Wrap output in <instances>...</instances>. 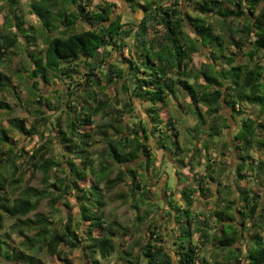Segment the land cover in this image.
Instances as JSON below:
<instances>
[{"label": "trees", "instance_id": "obj_1", "mask_svg": "<svg viewBox=\"0 0 264 264\" xmlns=\"http://www.w3.org/2000/svg\"><path fill=\"white\" fill-rule=\"evenodd\" d=\"M0 1V13L4 14L0 26V89L7 90L12 79L2 68L21 53L35 87L62 81L75 87L70 97L80 93L72 103L58 98L54 105L60 110L65 104L70 110L64 111L65 124L55 129L63 160L48 157L47 147L45 153L37 151L32 157L39 158L34 166L43 173L42 189L23 183L19 165L26 153L10 135L16 131L31 137L35 127L19 118L6 126L0 124V260L44 264L41 254L46 253L71 264L68 252L77 249L93 264L116 254L127 264H142L143 260L145 264H174L158 243L157 232L151 233L137 253L119 250V238L127 236L129 230L108 220L107 194L129 178L131 199L139 195V202L144 203L148 178L143 171L152 164L153 141L185 164L178 120L173 116L166 121L162 118V111L179 94L190 99L189 107L198 119L195 140L199 131L206 135L205 150L210 140L229 128L225 108L232 112V118L244 117L234 137L236 148L256 146L264 150V140L257 138L264 125L248 113H264V0H184L185 6L183 0H173L169 5L162 0H141L143 4L126 0L135 12L137 7L143 12L139 20L126 22L115 13L116 0H100L99 4L97 0H27L26 8L21 0ZM27 14L35 16L37 23L27 21ZM125 49L128 58L124 57ZM117 55L119 58L112 61ZM196 55L207 60L199 68L194 61ZM119 83L129 94L128 101L114 107L109 99L99 98L107 94L105 90H117ZM135 101L147 108L153 130L145 121L125 124L126 115H135ZM38 103L53 106L44 95ZM0 109L11 110L12 106L0 101ZM108 109L113 121L101 126L104 147L97 149L99 144L92 133L94 118ZM226 146L231 148L229 143ZM251 159L250 155L241 157L235 171L237 187L239 180L247 179L246 168L264 178V160L248 163ZM212 174L207 172L208 178L217 182ZM199 178L196 187L180 190L186 208L174 206L177 213L172 218L180 232L175 244L178 263L239 261L241 248L237 245L245 241L247 264H264L263 197L245 189L235 199L225 198V207L212 214L220 226L212 238L208 219L201 221L191 210L195 188L200 187L204 196L211 193L203 188L207 177ZM223 192L226 197L235 195L232 183L224 186ZM66 199L69 203H64ZM46 200L50 203L49 215L37 212ZM56 202H63V206L58 207ZM71 202L77 205L76 210ZM237 212L242 216L239 224L235 223ZM32 213L33 218L29 217ZM239 226L250 230V240ZM14 235L19 241H14ZM193 239L201 244L212 240L218 252L225 254V262L217 253L211 260L199 256L201 244H194Z\"/></svg>", "mask_w": 264, "mask_h": 264}, {"label": "rangeland", "instance_id": "obj_2", "mask_svg": "<svg viewBox=\"0 0 264 264\" xmlns=\"http://www.w3.org/2000/svg\"><path fill=\"white\" fill-rule=\"evenodd\" d=\"M23 7L26 8L27 0H21ZM173 0H162L164 5H169ZM139 3L143 4V1L138 0ZM97 4L101 3L97 0ZM1 5V1H0ZM182 5L185 6L183 0ZM1 9V6H0ZM116 15H121L123 22L136 19L139 20L142 17L143 12L137 7V11L130 7V4L126 0H116ZM4 14L0 13V26L3 24ZM26 20L30 23H37V18L27 14ZM213 20H215L213 18ZM87 28V27H86ZM20 53V52H19ZM124 57L128 58V50L125 49ZM118 55L112 57V61L117 60ZM24 58L20 53L19 56L14 57L11 63L7 64L3 71H5L9 76H11V86L6 89H0V101L6 102L8 105L12 106L11 110L0 109V124L8 125V122L19 118L25 121L28 126H34L36 132L33 136L28 137L20 135L16 131H11V137L19 141V148H24L26 153L21 160L19 165V173L22 174L23 183H27L31 187L38 189L43 188V173L34 163L38 162V159H32L33 155L40 151L43 154L49 149L50 152L48 157L53 159L63 160V151L60 147L59 134L55 133V129H58V124H65L67 115L64 113L70 111L65 104L62 105L61 109L55 108V102L59 98L63 103L67 99L73 102L77 95H80L77 91L72 97L69 95L75 89L72 86L68 87V83L62 81H56L50 85L46 83H41L38 88L34 86L33 81L28 78V74L25 70ZM122 57L120 56V61ZM195 65L200 67L205 60L204 56H195ZM116 89L105 90L107 94H101L99 98L106 100L109 99L110 105L114 107H119L120 102L128 101V95L123 84L119 83ZM118 91V92H117ZM41 95L46 96L52 103L53 106H42L38 103ZM104 95V97H103ZM106 95V96H105ZM135 115H126L123 120L125 124L131 125L135 121L149 122L152 126L151 119L147 113V108L142 106L140 102H134ZM190 99L185 97L183 94H179L177 98L171 100L168 107L163 110L162 118L165 121L169 116L175 117L178 121L177 127L180 132L179 143L186 150L183 152L184 156L187 157L185 164L180 163L175 157L169 156L164 149L159 148V143L156 141L151 142V153H152V164L149 170L143 171L145 174L144 178L147 179V185L145 187V198L144 203H140V196H136L131 199L130 192L131 186L130 179L127 178L125 184H121L115 188L112 193L107 194V208L106 214L110 222L117 221L122 225L123 228L128 229L129 233L127 236H122L119 238V250L128 251L130 253H137L140 246L150 240L151 233L157 232L159 234L160 241L158 242L163 249L169 253L174 261V264H179V257L177 256L178 237L180 236L179 227L173 215L177 213L174 206L185 209L184 198L181 197L180 190L183 187L194 188L199 185L197 182L201 178L199 176L209 177L208 174H212L217 182L212 181L210 178H206L203 183V188H209L211 193L207 196L202 194L200 187L195 188L197 192L193 193V207L191 208L193 215H199L201 221L208 219L209 225L208 229L212 238L220 231V226H218L215 219L212 218V214L225 207L226 199H235L242 190L248 189L260 194L264 201V178L263 176L256 177V173L249 171L247 168L245 170L247 176L246 180H239L238 187L236 184L235 171L242 163L241 157L250 155L253 159L249 160L248 163L252 161L264 160V150L250 148L245 150L244 148L237 149V142L234 141L235 135L238 133L241 125V121L244 117L236 116L232 118V112L225 108V112L228 116L229 128L223 131L222 136L216 137L209 142V149L205 150L203 145L207 139L206 135L200 133L198 134V140H195L196 128L198 125L197 116L194 114L193 109L189 107ZM110 110H106L102 115L96 116L94 118L96 124L93 128V137L98 141L97 149L104 147V143L101 140V126L113 121ZM228 112V113H227ZM109 113V114H108ZM249 115L254 119H258L264 125V113H260L259 110L250 111ZM137 117L139 118L137 120ZM136 118V119H135ZM99 127V128H98ZM208 126L205 128L207 129ZM89 128V127H88ZM152 126V130H153ZM260 132V131H259ZM258 139L264 140V130H262L258 135ZM196 143V144H195ZM226 143L231 145L226 146ZM59 145V146H58ZM238 145V144H237ZM44 147V148H43ZM47 147V149H45ZM199 152V153H198ZM225 155V156H224ZM2 156H0L1 158ZM5 158V156H3ZM189 157V158H188ZM185 165H189L185 167ZM208 165L211 168L208 169ZM257 164H254L256 167ZM211 172V173H210ZM117 173L113 176L115 177ZM60 176H64V173H60ZM256 177V178H255ZM228 185L232 183L234 186L235 195L232 194L229 197L224 194L223 187L220 185ZM175 190V195H171L170 192ZM219 190L221 193H219ZM18 194V192H17ZM122 196V197H121ZM69 198L70 196H65ZM173 204H171V202ZM57 203V202H56ZM63 202H58L57 206L62 207ZM64 203H69L66 202ZM72 203V202H71ZM140 203V204H139ZM48 200L43 201L37 212L44 214H50V206ZM75 210L77 205L72 203ZM138 204V208H134ZM239 206H242L240 204ZM243 207V206H242ZM241 209V208H240ZM236 221L239 224L241 222V214L239 212L235 213ZM29 217L33 218L34 213ZM139 217V219H138ZM141 217V219H140ZM7 222H11L8 221ZM246 224L250 225V220H247ZM193 227V226H191ZM241 227V226H239ZM264 227V225H263ZM243 235H246L250 240L249 231L246 230L244 226L241 227ZM264 235V233H263ZM199 237V236H198ZM14 241H19L16 239V235L13 236ZM194 244L201 241L196 239L192 240ZM211 243L201 244L199 250V256L205 257L207 260L213 259L214 254H220L218 259L225 262L224 255L219 253L218 248L214 246L212 240ZM118 244V243H117ZM241 248V257L239 261L231 260L229 264H247V244L244 241L238 244ZM68 251V250H67ZM68 260L71 264H93L91 261L87 260L81 250H73L68 252ZM41 259L44 264H64L63 261L57 257H53L49 254L42 253ZM125 259V258H124ZM120 257V254L101 260V264H127L126 260ZM0 264L4 263L0 260ZM145 264V261H142Z\"/></svg>", "mask_w": 264, "mask_h": 264}]
</instances>
